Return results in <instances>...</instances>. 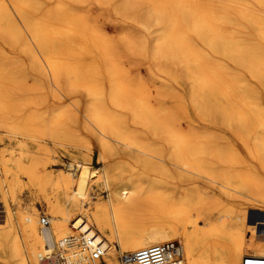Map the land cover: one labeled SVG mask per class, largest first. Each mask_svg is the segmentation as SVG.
<instances>
[{"label":"bare ground","instance_id":"obj_1","mask_svg":"<svg viewBox=\"0 0 264 264\" xmlns=\"http://www.w3.org/2000/svg\"><path fill=\"white\" fill-rule=\"evenodd\" d=\"M0 142V264L83 236L103 242L97 264L173 241L168 264L264 257V0H0ZM61 154L71 169L50 173ZM24 190L48 229L11 208Z\"/></svg>","mask_w":264,"mask_h":264},{"label":"built area","instance_id":"obj_2","mask_svg":"<svg viewBox=\"0 0 264 264\" xmlns=\"http://www.w3.org/2000/svg\"><path fill=\"white\" fill-rule=\"evenodd\" d=\"M41 226H50L48 217L41 218ZM106 252L103 242L93 237H67L60 241L59 251L39 258V264H97ZM181 247L177 242L154 244L120 257L121 264H168L179 261ZM242 264H264V257L246 256Z\"/></svg>","mask_w":264,"mask_h":264},{"label":"rangeland","instance_id":"obj_3","mask_svg":"<svg viewBox=\"0 0 264 264\" xmlns=\"http://www.w3.org/2000/svg\"><path fill=\"white\" fill-rule=\"evenodd\" d=\"M97 14V17H98V21H99V25H100V27L102 28V29H104V30H107L108 32H110V34L111 35H113V34H116L117 32H120L124 27H125V25H124V23H121V22H112V24H109L110 22H108V21H106V18H105V16H102V15H100V13L98 12V13H96ZM102 23H107L106 25L105 24H102ZM109 25V26H108ZM9 53H10V51H9ZM11 54H13V53H10V55ZM24 60V61H23ZM22 62H27L26 64L24 63V64H22ZM135 62H137L139 65H141V71H142V73H143V76H145V79H147L146 81L147 82H149V84L150 85H152V86H154V85H160L162 82H161V80L160 79H158V78H156L155 76H153L152 74H150L149 72H147L148 70H147V68H146V66L144 65V62L141 60V61H137V60H135ZM21 64L23 65V66H27L28 67V65H29V58L28 57H25V56H23L22 57V61H21ZM28 68H30V66L28 67ZM30 81L31 82H29V85L31 86L33 83L32 82H34L31 78H30ZM183 83V86H185V88H187L188 89V86H187V83L185 82V81H183L182 82ZM174 86V88L176 89V90H178V91H180V88H178V86L177 85H173ZM177 87V88H176ZM48 90V91H47ZM34 94V93H33ZM41 94H42V96L43 97H47L48 99L49 98H51V99H49V101H51V103L50 104H46L45 106H47L48 107V110H50V111H52V109H54L55 107H58L59 105H60V103L53 97V95L51 94V90H50V88H49V86H48V83H46V91L44 92V93H40V95L39 96H41ZM51 94V95H50ZM41 96V97H42ZM40 97V98H41ZM56 106H55V105ZM50 105H53V106H50ZM50 107V108H49ZM52 107H54V108H52ZM206 123L207 122H201V128L203 129V130H206V131H211V130H214L213 132H215L216 134L217 133H219V134H217V135H219V136H221V137H225V138H229V139H234L233 138V135H232V133H231V131H229L228 129H226V128H224V127H221V126H212L211 124H209V123H207V125H206ZM212 126V127H210V126ZM207 126H209V127H207ZM218 127V128H217ZM209 128V129H208ZM212 128H215V129H212ZM186 130H187V128H186ZM217 132H216V131ZM218 130L220 131V132H218ZM229 131V132H228ZM225 133V134H224ZM228 133V134H227ZM221 134V135H220ZM222 134H224V135H222ZM1 143V145H0V148L2 149V148H4L5 147V143L4 142H0ZM4 143V144H3ZM4 146V147H3ZM71 161V162H70ZM56 163H57V165H56ZM56 163L54 164V166H52V167H50L49 168V172L50 173H53V172H59V171H69L70 169H71V165H72V160L67 156V155H63V154H61L60 155V157L57 159V161H56ZM63 165V166H62ZM70 166V167H69ZM91 167L93 168V169H99L100 170V168L102 167V164L99 162V160H98V158L97 157H95L92 161H91ZM201 184H203L201 187L202 188H204V189H206L207 187H208V185H206L205 183H201ZM206 187V188H205ZM24 192V193H23ZM22 192V194H20L19 192H17V196H16V200H14V202H11L12 203V205H11V208L13 209V211L16 213V212H19V211H21L22 209H24L25 211L27 210V208L28 207H34L35 208V212L39 215L38 217H39V219H41L42 217H48V214H47V212H48V208L47 207H45L46 205H45V203L43 204V201L44 200H42L41 201V199H43V198H41V197H39V196H35V195H32V194H30L29 192H28V190H24ZM29 194V195H28ZM30 196V197H29ZM33 196L35 197V198H33ZM107 196H108V193L105 191V190H100V191H96V192H93V195H92V201L93 202H98V201H100V200H104V199H106L107 198ZM37 198V199H36ZM39 198V199H38ZM34 199H35V202H34ZM94 199V200H93ZM41 201V202H40ZM6 202H9V200L7 199L6 200ZM45 202V201H44ZM4 203V202H3ZM10 203V202H9ZM237 203V204H236ZM41 204H43V206L41 205ZM235 205L238 207V206H240V205H244L242 202H235ZM2 208V200L0 199V211L2 210L1 209ZM20 209V210H19ZM45 211V212H44ZM253 213H256V212H253ZM141 216H142V218L144 219V220H146V221H148L149 220V212L148 211H146V210H144L143 209V211L141 212ZM161 219V220H160ZM159 220L161 221V222H164V221H166L167 223H169V220L167 219L166 220V218L164 219V218H160ZM263 220H264V217L262 218ZM163 220V221H162ZM0 222H2V220H1V218H0ZM42 227V226H41ZM48 229V228H47ZM261 231H263L264 232V227L263 228H261ZM72 235H74V233L73 234H71V235H69V236H72ZM173 242H178V241H173Z\"/></svg>","mask_w":264,"mask_h":264}]
</instances>
